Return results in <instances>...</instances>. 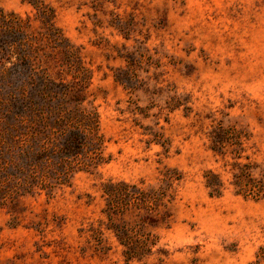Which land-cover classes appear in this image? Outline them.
<instances>
[{
  "label": "rangeland",
  "instance_id": "1",
  "mask_svg": "<svg viewBox=\"0 0 264 264\" xmlns=\"http://www.w3.org/2000/svg\"><path fill=\"white\" fill-rule=\"evenodd\" d=\"M40 1L54 10V26L90 71L84 94L98 109L106 139L103 155L111 160L93 172H78L70 187L50 197L42 192L0 206V264H153L159 257L165 264L264 262V199L234 194L224 161L207 149L205 136L219 121L242 128L249 137L239 161L248 156L264 162V0ZM0 10L29 17L28 32L42 31L28 3L0 0ZM117 19L127 38L115 29ZM40 45L43 52L51 51L47 42ZM40 64L56 76L47 63ZM117 70L129 71L139 89L128 92L116 85ZM63 74L65 82L73 81ZM142 80L150 90L170 87L187 96L188 116L182 107L168 112L161 109L162 100L151 103ZM129 101L143 109L152 105L150 117L129 113ZM140 125L168 139L166 154L159 145L147 147ZM225 159L231 161V154ZM165 168L182 177L175 185L170 228L154 231L165 255L126 262L105 230L110 251H95L87 238L104 219L101 184L112 179L152 185ZM208 169L221 172L226 184L219 197L209 196L204 186Z\"/></svg>",
  "mask_w": 264,
  "mask_h": 264
},
{
  "label": "trees",
  "instance_id": "2",
  "mask_svg": "<svg viewBox=\"0 0 264 264\" xmlns=\"http://www.w3.org/2000/svg\"><path fill=\"white\" fill-rule=\"evenodd\" d=\"M35 10L42 31L37 35L28 32L30 18H22L14 12L0 10V206L27 195L48 197L57 190L71 186L78 172H93L107 164L111 155L104 157L106 139L101 133V118L92 101H87L84 90L90 83L89 70L79 62L76 51L54 26V10L40 0H22ZM115 29L127 38L125 26L119 19ZM47 42L51 51L42 50L40 42ZM41 52V53H40ZM47 63L54 69L55 77L48 74ZM63 73L72 75L67 83ZM113 82L128 92L137 91L129 71L117 70ZM151 103L159 99L168 112L182 107L187 117L191 108L188 97L177 94L170 87L149 89V83L140 84ZM146 85V87H144ZM145 88V89H144ZM153 106L140 108L132 101L127 107L133 116L150 117ZM123 111H121L122 113ZM134 125H139L137 118ZM168 122L167 119H165ZM159 123L154 122V126ZM140 133L151 144L162 147L166 154L170 148L168 139L151 126ZM207 149L214 157L224 161L222 168L229 173L228 185L234 194L264 199V162L239 161L243 156V141L249 135L242 128L211 124L205 132ZM232 148L229 152L227 148ZM231 154V161L226 160ZM217 161V160H216ZM204 186L209 196L222 195L226 184L219 171L208 169L203 174ZM156 184L143 181L112 179L101 184L104 207L97 227L89 229L87 242L95 251L107 254L110 248L104 244V230L111 233L126 262L142 261L153 254L165 255L159 247L157 229H169L171 208L176 199L181 175L175 168L160 171ZM165 264L162 258L156 263ZM252 264H264L258 259Z\"/></svg>",
  "mask_w": 264,
  "mask_h": 264
}]
</instances>
